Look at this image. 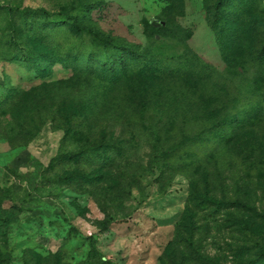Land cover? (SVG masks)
Instances as JSON below:
<instances>
[{"label": "rangeland", "instance_id": "1", "mask_svg": "<svg viewBox=\"0 0 264 264\" xmlns=\"http://www.w3.org/2000/svg\"><path fill=\"white\" fill-rule=\"evenodd\" d=\"M257 1L249 23L264 17V0ZM83 6L96 7L93 20H81L87 27L163 59L177 58L189 47L226 81L216 102H199L170 78L137 73L112 92L120 100L110 113L91 118L87 125L78 121L82 130L70 137L64 125L49 122L25 144L0 106V257L12 264L256 260L264 253V146L244 157L234 147L208 151L197 141H210L214 122L234 111L236 103L246 104L245 94L264 91V63L258 60L264 31L243 38L247 15L232 21L237 32L227 60L203 0H185L183 16L164 30L158 23L169 22L164 0H0V102L11 89L31 90L72 76L48 64L40 73L25 58L31 50L56 45L65 51L89 43L87 36L81 39L68 31L41 33L34 16L21 13H67ZM178 25L191 36L177 32ZM143 86L152 105L144 118L150 130L140 132L131 124L141 117L124 95ZM259 138L264 144V127ZM91 144H116L122 155L110 152V169L102 167L98 153L87 163L82 154ZM134 177L139 184L133 188ZM207 193L224 203L248 204L255 212L202 206L197 198ZM100 203L115 219L108 230H103L106 216Z\"/></svg>", "mask_w": 264, "mask_h": 264}, {"label": "trees", "instance_id": "2", "mask_svg": "<svg viewBox=\"0 0 264 264\" xmlns=\"http://www.w3.org/2000/svg\"><path fill=\"white\" fill-rule=\"evenodd\" d=\"M164 1L168 3L165 15H168L169 22L166 19L158 21L161 30L166 29L170 21L176 24V20L183 16L185 5V0ZM203 1L209 13L208 22L227 60L230 59V52L235 45L232 35L237 32L235 28H231L232 21L247 15V18L243 16L246 19V22L243 20V29H241L243 38L251 32L264 31V17L256 21L253 17L250 23L248 21V16L257 6V0ZM173 7L177 14L170 12ZM94 10H96L94 6H83L75 7L67 13L29 10L21 13L32 14L36 27L41 33L55 34L68 31L78 38L83 39L85 36L89 38L88 44L71 47L65 51L56 45H39L25 55L26 60L35 65L40 73L44 72V64H48L52 68L61 66L69 70L72 76L65 80L45 83L31 90L11 89L5 99L1 100L3 116H9L11 122L16 123L15 131L24 144L35 138L49 122L64 125L65 135L70 137L73 133L82 130L78 128L82 126L81 124L77 126L78 121L87 125L91 118L110 113L115 108L112 105L120 100L112 97V92L137 73L152 75L159 79L170 78L180 85L185 95L188 94L199 102H208L209 98L213 102L217 101L215 97H217L219 86L226 81L225 76L204 61L193 49L187 47L177 58L166 59L159 58L150 52H140L84 25L81 20H93ZM211 10L215 13L213 14ZM177 27V32L187 36L191 34L181 26ZM258 60L264 63V49L261 52V59ZM147 90V86L132 88L128 95H124L127 98L126 102L133 106L132 112L141 117V122L131 124L140 132L150 130L144 120L152 105L146 96ZM242 98L247 102L246 104L236 103L234 111L227 114L221 121L214 122L210 141H197L203 146H208V151L216 147L222 151L234 147L241 156L247 157L255 154L258 149H263L264 144L260 143L259 130L264 127V91L253 90ZM122 150V147L119 148L116 144L105 146L91 144L84 148L82 158L87 163H91L94 154L98 153L99 163L103 168L110 169L114 162L110 152L122 155ZM83 178L89 183L93 182L89 176ZM132 181L135 183L132 185L133 188L139 184L137 177H134ZM216 197L212 193H207L204 196L199 195L197 200L202 206H211L216 211L238 208L255 212L248 204L224 203ZM100 205L106 216L102 221L103 230H108L115 219L102 203ZM238 224L244 225V223ZM194 238L195 235L192 232L191 246H194ZM0 264H12V261L7 257H0ZM241 264H264V253H261L256 260Z\"/></svg>", "mask_w": 264, "mask_h": 264}]
</instances>
